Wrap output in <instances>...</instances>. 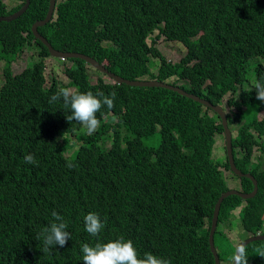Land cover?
Returning a JSON list of instances; mask_svg holds the SVG:
<instances>
[{"label": "trees", "instance_id": "trees-1", "mask_svg": "<svg viewBox=\"0 0 264 264\" xmlns=\"http://www.w3.org/2000/svg\"><path fill=\"white\" fill-rule=\"evenodd\" d=\"M22 1L6 7L0 0V14ZM47 3L28 0L19 15L0 20V264H83V243L121 237L141 258L152 253L169 264H213L210 217L228 188L220 168L237 178L238 189L252 188L248 177L230 170L226 156L211 157L214 135L222 132L218 115L165 87L92 80L82 58L50 55L30 29ZM36 31L53 48L85 53L122 77L170 82L225 106L233 162L253 176L256 190L221 199L212 235L219 264L233 255L234 248L228 254L216 247L217 234L224 235L217 223L232 208L239 206L245 236L264 232V161L251 159L255 146L264 149V118L257 116L264 103L252 89L264 83V0H54ZM160 35L184 46L178 60L166 59L154 45ZM30 45L36 59L13 70L11 62ZM150 56L157 58L152 71ZM45 57L57 59L66 82L45 76ZM62 87L115 93L114 108L97 113L100 124L92 135L73 131L77 122L66 119L71 112L62 99L49 103ZM118 123L131 132L122 139ZM156 127L157 145L142 142ZM29 153L35 165L25 162ZM53 210L67 222L71 239L42 251L36 236L54 222ZM89 212L104 224L95 237L85 231ZM245 245L248 264H264L258 255L264 239Z\"/></svg>", "mask_w": 264, "mask_h": 264}, {"label": "clouds", "instance_id": "clouds-1", "mask_svg": "<svg viewBox=\"0 0 264 264\" xmlns=\"http://www.w3.org/2000/svg\"><path fill=\"white\" fill-rule=\"evenodd\" d=\"M252 89L256 90V99L264 103V83L258 81ZM99 97H102V99ZM61 99L64 107L70 109L71 112L70 115L66 116V119L69 122L76 121L82 126L87 135H92L99 127L100 121L97 118V113L105 106L109 110L115 106L114 92L107 96L102 93L98 96L91 91L84 93L74 91L68 87H62L50 97L49 103H54ZM24 160L28 164H36L35 157L31 153L25 155ZM67 167L71 168L72 164L69 163ZM51 216L54 218V222L42 229L36 236L37 240H43L42 251H47L50 247L56 245L64 247L67 241L71 239V234L66 230L68 227L67 222L63 216L55 210L51 212ZM84 222L85 231L93 237L98 236L104 227L99 215L95 212H89L85 215ZM256 233L264 232L258 231ZM81 252L83 264H169L167 260L159 258L152 253H145L142 258L139 257L133 242L125 240L123 237L106 243L98 242L94 246L83 243ZM258 255L264 257V250L260 251ZM230 264H248L247 249L243 242L236 246Z\"/></svg>", "mask_w": 264, "mask_h": 264}, {"label": "rangeland", "instance_id": "rangeland-1", "mask_svg": "<svg viewBox=\"0 0 264 264\" xmlns=\"http://www.w3.org/2000/svg\"><path fill=\"white\" fill-rule=\"evenodd\" d=\"M17 1L18 0H5V5L6 7H10ZM161 37L162 36L160 35L159 37L154 38V41H155L154 45L158 47V49L165 56L166 59H169L170 61L178 60L179 57L184 53V50H185L184 46L177 40L166 41L162 39ZM147 41H150L149 38L147 39ZM35 57H36V50L33 45L24 47L20 51L19 56L17 57L16 61L14 60L11 62V68L13 70H19L24 65H26V63L28 62L30 63L31 60H35L36 59ZM44 61H45V66H44L45 76L47 78H49L50 75L52 74V75H56L57 78L61 82L63 83L66 82L67 78L59 72L61 64L57 62V59H55L54 57H45ZM156 65H157V58L150 56L149 61H148L149 69L151 71L153 69H156ZM86 70L88 72L89 77L92 80L96 76H100V77L105 78L106 80H109V78H107V76L104 73L100 72L99 70L92 67L91 65H87ZM248 80H251L250 76L248 77ZM222 103L223 104L225 103V98H223ZM223 109L225 110V106ZM257 116L264 118V104L261 110L258 111ZM81 128L82 126L76 123V127L75 129H73V131H75V133L78 134V131ZM115 129L118 132L120 139H122L123 136L131 133L129 130L126 129V127L122 123L116 124ZM73 136L75 137L74 134ZM140 138L142 142H144L145 144L156 146L159 140L158 128L156 127L149 134L143 135ZM261 139H264V135L261 136ZM68 143H71V140L68 141ZM223 144H224V140H223L222 132L216 133L214 135V141L212 143V148H211V157L213 160L219 161V158L224 159L225 154H224ZM74 148H70V151H67V153L72 152ZM256 157H258L261 161H264V149L261 150L260 147L255 146L252 150L251 159L254 161ZM220 169L225 178V183L227 187L238 189L239 186H238L237 178L233 176V174H231L229 170L223 169V168H220ZM238 210H239V206L232 208L229 211V214L226 217V220L223 222L217 223V229L223 230L224 235L217 234L216 247L217 249H220V250L222 249L225 253H228V254H230L232 248H234L233 249V252H234L237 242L241 240L242 237L247 234V230L241 228L240 226ZM261 230L264 231V224ZM230 261H231V257L225 260V262H221V264H230Z\"/></svg>", "mask_w": 264, "mask_h": 264}, {"label": "water", "instance_id": "water-1", "mask_svg": "<svg viewBox=\"0 0 264 264\" xmlns=\"http://www.w3.org/2000/svg\"><path fill=\"white\" fill-rule=\"evenodd\" d=\"M27 3H28V0H23L21 5L17 9H15V10L7 13V14H0V20H10V19L14 18L15 16L19 15L25 9ZM53 5H54V0H48L47 9L45 11L44 16L40 19L34 20L30 25V29H31L33 36L38 38L41 42H43V44H45L50 55L61 57V58L71 57V56H76V57L82 58L87 64H90L92 67H94L97 70H99L100 72L104 73L107 77H109L110 79H112L115 82H125V83H128L130 85H144V86L145 85L146 86L155 85V86H161V87H165V88L174 90L179 94H182L186 97H189V98H191L197 102H200V103L208 106L210 109H212L218 115L219 121H220V124L222 127V132H223L224 150H225V156H226L228 166H229L230 170L235 175L246 176L251 180V183H252V188L249 191H242L240 189L228 187L227 189L223 190L217 196V198L213 204L212 213H211V217H210L209 230H208V245H209V249H210L212 256H213V260H214L213 264H219L218 256H217L216 250L213 246V238H212L213 231H214L215 224H216V220H217L219 203H220L221 199L228 194H236L241 198H246V197L252 196L256 190V181L253 178V176L249 172L240 171V169H238L233 162V157H232V152H231V144H230L231 133H230L229 127L227 126L226 115H225L224 110L221 108V106L219 104L211 103L201 96H198L194 93H191V92H188V91L182 89L177 84H172L170 82L158 80L155 78H146V79H144V78H141V79L125 78V77H122L120 75L113 73L112 71L107 70L101 63H99L93 57H91L85 53L75 52V51H60V50L53 48L49 44V42L41 34H39L36 31L37 25H40L49 19L50 15L52 13V10H53ZM257 239H264V233L250 234V235L246 236L245 238L241 239L236 244V246L239 245L241 242L246 244L247 242H249L251 240H257ZM236 246H235V248H236Z\"/></svg>", "mask_w": 264, "mask_h": 264}]
</instances>
